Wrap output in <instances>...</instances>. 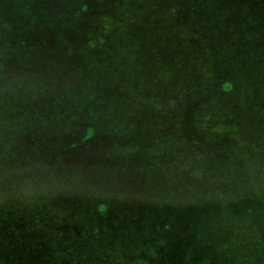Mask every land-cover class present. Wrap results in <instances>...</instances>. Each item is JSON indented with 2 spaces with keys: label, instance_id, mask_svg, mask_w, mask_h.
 <instances>
[{
  "label": "rangeland",
  "instance_id": "1",
  "mask_svg": "<svg viewBox=\"0 0 264 264\" xmlns=\"http://www.w3.org/2000/svg\"><path fill=\"white\" fill-rule=\"evenodd\" d=\"M54 1L55 20L79 16L74 0ZM132 2L164 6L161 36L140 35L163 50H128L124 31L112 41L105 26L77 48L64 39L47 46L46 30L2 45L11 21L0 35V264H255L244 245L263 233L242 215L264 219V0ZM27 36L44 43L20 45ZM169 46L183 57L163 61ZM117 71L129 90L144 83V101L129 99ZM51 132L100 137L105 158L56 165L16 156L22 134L42 146ZM108 196L119 205L93 214Z\"/></svg>",
  "mask_w": 264,
  "mask_h": 264
},
{
  "label": "trees",
  "instance_id": "2",
  "mask_svg": "<svg viewBox=\"0 0 264 264\" xmlns=\"http://www.w3.org/2000/svg\"><path fill=\"white\" fill-rule=\"evenodd\" d=\"M74 2L78 3L74 8L79 14V16L74 21H78L76 24L70 19H64V17L58 20L54 19V11L59 12L60 10V5L56 6V2L54 0H0V35L5 36L2 35L4 34L3 30L9 24V21L12 22L10 27L13 29V35H11L10 40H5L6 37H4V39L2 40L3 42L1 41L2 45H11V47H13L14 45L17 46V40L22 37L23 32H26L27 34L28 31V34L29 32H31V34L39 35L46 30L47 46L51 47L55 42H58L59 45H62V39H64V44L77 48L82 44L83 41L81 40V37L85 36L86 32H97L99 29H102V27L105 26V28H108L111 31L113 30V32L116 33L112 35V41L115 40L114 37L117 36L118 32L124 31V44H122L124 48L128 50H147L149 46L153 47L154 49L156 48L157 50H163L162 45L157 44V42H143L140 36L141 33L146 36H161L158 31H156L163 21V18L165 17V14L163 13L164 6H162L161 4L151 3L150 8L145 7L148 3L151 2L149 1L144 7L139 8V5L135 7V4L132 2V0H74ZM170 11H172L175 15L184 16L185 19L188 17V13L182 7L171 8ZM174 19H176V22L179 21L177 16H175ZM83 20L84 22H81ZM174 28L175 30H180L182 27L179 25L178 27ZM1 36L0 39L2 38ZM102 42L103 41L99 40L98 45H101ZM42 43H44L43 40H41L40 42L38 40L33 41L32 38H29L27 36L25 37V41L21 42L20 45L35 47L39 44L42 45ZM112 43L114 44V42ZM178 48L179 49H177V46L167 47V50H169V52L167 53V56L161 57V59H163V61H169L170 63L171 61L176 62L175 60L183 57L181 56V49L183 48ZM138 60L140 62L144 59L140 57ZM136 68H138V66H136ZM119 74V71L114 73L115 77L117 78V82L122 84L125 93H128V91H130L129 99L133 100L134 98H138L140 96L141 100L144 101V92L142 93L141 90V88H144V83L135 82L136 85L135 83L130 84L129 86L131 90H129L127 89V85L129 82L128 78L124 74ZM99 78L100 79L95 82L97 90L102 89L103 82L105 80V78H102V76ZM81 80H83V78H81ZM167 84L169 86V89L171 90L173 88L172 84L170 82H168ZM178 88L179 86L173 88L175 91L174 93L178 91ZM137 101L138 100H136V102ZM142 101L139 102L143 103ZM165 101L160 102V105L158 106L161 108L163 106V103L165 104ZM141 107L143 109L142 112H145L144 103L141 105ZM146 107L153 108L155 106H153L152 103H147ZM173 109L175 111L174 107ZM160 112H170V109L169 111L161 109ZM25 134H22L25 150L24 148L23 151H19V149L15 150L16 156L23 155L27 157L29 161H35L40 157L46 158L50 161H57L56 165H60L61 160H66L70 165L81 163L86 165H93L99 163L105 158L101 156L103 150L101 149V145L105 144L106 146H108L102 141L100 137H96L91 133H86L85 136L82 137L77 136L65 138L62 136H58L57 133L51 132L44 136L42 146L37 145L38 141H36L37 144L31 143L30 145L29 142L31 141H29L27 138L25 139V136H27ZM11 153L7 152L8 155H10ZM107 200L108 203H106ZM118 200L119 197L114 198L113 196H108L107 198H104V200L97 202L98 204L93 208L92 213L95 215L104 214V212L106 211V207L110 206L111 209L113 206L119 205L118 203H116ZM141 216L142 214L140 215V217ZM242 219L247 223L258 226L259 230L256 232L257 236L261 231L263 233V238H261L260 242L257 241L258 244L255 243L254 248L251 245H243L245 248V252L256 250L253 263L264 264V219L259 217V213L253 214L250 209L244 211ZM242 224L244 223L241 222V225ZM3 239L4 235H2L0 241L3 242ZM240 241L241 240H238L237 242L239 243ZM221 246L223 248L225 246V248L228 250V244H224ZM230 246L232 247V244H230ZM22 249L23 248L12 249L10 250V253L14 252L18 255L19 251L20 253L24 254V251H22ZM127 249L132 253L137 250V245H133L131 247H128ZM138 249L140 251L143 249V247L138 246ZM83 250L84 252L88 253L89 248L84 247ZM206 250L210 249L206 248ZM51 252L49 251V253ZM210 252H212V250ZM56 254L57 256L61 257L59 252ZM29 256H32V259H35L33 255ZM212 261H214V259H212ZM214 264H216V262Z\"/></svg>",
  "mask_w": 264,
  "mask_h": 264
}]
</instances>
